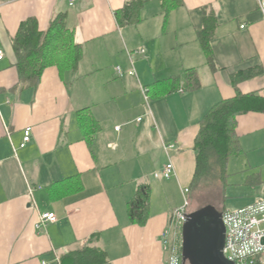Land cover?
<instances>
[{
  "label": "crops",
  "instance_id": "obj_1",
  "mask_svg": "<svg viewBox=\"0 0 264 264\" xmlns=\"http://www.w3.org/2000/svg\"><path fill=\"white\" fill-rule=\"evenodd\" d=\"M127 1L0 0V264H60L95 234L112 264H168L163 234L187 196L191 211L200 122L238 92L264 98L257 0H182L166 26L162 0H144L141 23L120 28L115 14ZM211 13L210 65L198 35ZM62 14L83 48L78 69L61 58L36 88L23 89L13 49L21 24L35 19L45 33ZM128 53H135L133 66ZM190 69L201 83L192 92ZM176 76L177 83L164 82ZM29 127L32 139L21 149ZM237 133L248 206L264 199V113L240 116ZM170 161L176 176L156 179ZM143 185L151 187V209L142 227L128 210ZM46 213L57 221L38 227Z\"/></svg>",
  "mask_w": 264,
  "mask_h": 264
},
{
  "label": "trees",
  "instance_id": "obj_2",
  "mask_svg": "<svg viewBox=\"0 0 264 264\" xmlns=\"http://www.w3.org/2000/svg\"><path fill=\"white\" fill-rule=\"evenodd\" d=\"M145 4L144 0H128L115 14L119 27L139 25ZM162 6L164 26H166L170 10L183 6V2L182 0H162ZM216 28V17L211 13L204 18L203 29L198 35L210 65L212 64L210 43ZM13 49L17 60L19 85L21 84L23 89L36 88L41 82L44 71L60 61L62 58L60 55H64L62 59L73 71L78 69L83 58L82 46L75 44L72 40V33L67 25V14L58 15L45 33L39 31L35 19L23 22L13 41ZM248 77L245 76V78ZM185 78L188 91L192 92L201 88L198 71L195 69L185 71ZM237 78L240 79V76ZM178 81L179 77L176 76L164 82L177 83ZM252 112L264 113V98L256 94L245 95L238 92L234 98L223 100L215 105L200 122V130L193 148L196 170L190 189L192 200L194 193L213 183H219L224 194L228 186L227 181L231 176L228 172L229 161L242 153L240 136L237 133L238 118ZM97 130H99L98 126H96ZM150 209L151 187L143 185L138 188L134 198L129 202L128 213L131 223L145 226L150 218ZM225 210L227 208L219 211ZM192 212L194 211L190 213ZM99 242L100 235H93L84 247L60 256V264H112L107 252L98 246Z\"/></svg>",
  "mask_w": 264,
  "mask_h": 264
},
{
  "label": "built area",
  "instance_id": "obj_3",
  "mask_svg": "<svg viewBox=\"0 0 264 264\" xmlns=\"http://www.w3.org/2000/svg\"><path fill=\"white\" fill-rule=\"evenodd\" d=\"M75 0H70L73 6ZM258 8L264 17V0H257ZM244 28V27H242ZM144 53V51H141ZM135 53H128L132 66L135 62ZM5 58V54L0 50V62ZM118 76L125 74L121 68H117ZM135 76V70L128 73ZM147 90L144 91L146 94ZM146 101L148 98L146 97ZM147 103V102H146ZM142 119H138L141 122ZM120 131V127L115 129ZM33 136V129L27 128L24 131L23 142L20 148H25L30 143ZM174 145L167 146L166 151L173 150ZM176 176L175 166L170 161L162 171L154 174L158 180H171ZM189 193L186 190L185 194ZM190 201L185 198L183 206L176 208L171 216L169 227L163 234V247L167 255L168 264H183V228L190 214ZM222 219L226 228V241L224 256L234 264H264V199L237 209H227L222 212ZM57 221L55 214L46 213L41 215L38 227ZM41 264H49L41 261Z\"/></svg>",
  "mask_w": 264,
  "mask_h": 264
},
{
  "label": "water",
  "instance_id": "obj_4",
  "mask_svg": "<svg viewBox=\"0 0 264 264\" xmlns=\"http://www.w3.org/2000/svg\"><path fill=\"white\" fill-rule=\"evenodd\" d=\"M183 264H234L224 256L222 212L205 206L190 213L183 228Z\"/></svg>",
  "mask_w": 264,
  "mask_h": 264
},
{
  "label": "rangeland",
  "instance_id": "obj_5",
  "mask_svg": "<svg viewBox=\"0 0 264 264\" xmlns=\"http://www.w3.org/2000/svg\"><path fill=\"white\" fill-rule=\"evenodd\" d=\"M60 56L63 58L64 55ZM228 172L231 176L227 181L228 186H226L224 194L223 188L219 183H213L205 188H201L193 194L191 211H195L201 207L209 205L218 210L223 209V204H225L227 209H237L245 206V201L247 199L245 197V174L247 173L245 167V156L233 157L229 163ZM246 191L248 190L246 189ZM189 198L191 199L190 196Z\"/></svg>",
  "mask_w": 264,
  "mask_h": 264
}]
</instances>
